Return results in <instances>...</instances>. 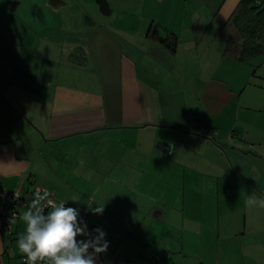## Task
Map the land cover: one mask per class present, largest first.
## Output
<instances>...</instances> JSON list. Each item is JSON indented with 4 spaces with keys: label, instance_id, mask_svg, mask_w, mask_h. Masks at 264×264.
<instances>
[{
    "label": "crops",
    "instance_id": "1",
    "mask_svg": "<svg viewBox=\"0 0 264 264\" xmlns=\"http://www.w3.org/2000/svg\"><path fill=\"white\" fill-rule=\"evenodd\" d=\"M239 2L0 0V264H24L38 188L108 233L95 264H264L245 205L264 199V55H224L221 30Z\"/></svg>",
    "mask_w": 264,
    "mask_h": 264
},
{
    "label": "clouds",
    "instance_id": "2",
    "mask_svg": "<svg viewBox=\"0 0 264 264\" xmlns=\"http://www.w3.org/2000/svg\"><path fill=\"white\" fill-rule=\"evenodd\" d=\"M50 195L47 189L37 190L28 210L20 217L25 231L16 244L25 257L24 264H95L96 256L108 249L106 233L97 227L92 230L96 233L93 236L87 224L79 219L77 208L65 207V202L55 203ZM245 205L264 208V199L249 196ZM91 211L102 214L104 208L99 205ZM10 221L15 223V217ZM78 236L86 239L78 240Z\"/></svg>",
    "mask_w": 264,
    "mask_h": 264
},
{
    "label": "trees",
    "instance_id": "3",
    "mask_svg": "<svg viewBox=\"0 0 264 264\" xmlns=\"http://www.w3.org/2000/svg\"><path fill=\"white\" fill-rule=\"evenodd\" d=\"M221 30L224 55L242 62L264 55V0H240Z\"/></svg>",
    "mask_w": 264,
    "mask_h": 264
},
{
    "label": "built area",
    "instance_id": "4",
    "mask_svg": "<svg viewBox=\"0 0 264 264\" xmlns=\"http://www.w3.org/2000/svg\"><path fill=\"white\" fill-rule=\"evenodd\" d=\"M46 188H38V190H45ZM48 190V189H47ZM50 192V199L53 200L55 203H60V202H63V201H58L56 200L54 194L52 191L48 190ZM4 199L8 202V208L6 210V213H5V217H4V223H3V226L6 230L7 233H10L11 231V221H10V218L11 217H17L18 216V213H17V208L19 205L21 204H24V199L22 198V196L20 195V193L18 191H11V192H7L4 194ZM65 207H67V205L65 204ZM48 209H46L47 211ZM79 219H82L83 222H86L87 220V217H86V212H83L80 216H79ZM93 230V229H92ZM92 230H90L89 232L92 233L93 236L96 235L95 232H93ZM106 233L104 239L108 241V233L106 231H104ZM91 250V249H90ZM25 261V257L23 256L22 257V262ZM144 264H154L153 261H150V262H146Z\"/></svg>",
    "mask_w": 264,
    "mask_h": 264
}]
</instances>
